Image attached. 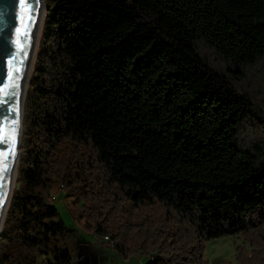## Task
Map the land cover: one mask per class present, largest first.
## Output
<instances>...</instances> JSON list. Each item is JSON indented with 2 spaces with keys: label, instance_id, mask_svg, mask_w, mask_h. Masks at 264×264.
Masks as SVG:
<instances>
[{
  "label": "trees",
  "instance_id": "16d2710c",
  "mask_svg": "<svg viewBox=\"0 0 264 264\" xmlns=\"http://www.w3.org/2000/svg\"><path fill=\"white\" fill-rule=\"evenodd\" d=\"M44 2L0 264H76L54 182L144 264H264V0Z\"/></svg>",
  "mask_w": 264,
  "mask_h": 264
},
{
  "label": "water",
  "instance_id": "95a60500",
  "mask_svg": "<svg viewBox=\"0 0 264 264\" xmlns=\"http://www.w3.org/2000/svg\"><path fill=\"white\" fill-rule=\"evenodd\" d=\"M40 2L42 0H0V100H9L8 104L0 105V136L7 133L9 138L8 146L0 144V232L19 154L18 104ZM18 39L23 48L17 44ZM4 152L9 153L7 159Z\"/></svg>",
  "mask_w": 264,
  "mask_h": 264
},
{
  "label": "rangeland",
  "instance_id": "374dc122",
  "mask_svg": "<svg viewBox=\"0 0 264 264\" xmlns=\"http://www.w3.org/2000/svg\"><path fill=\"white\" fill-rule=\"evenodd\" d=\"M44 10L46 11V7ZM32 65L30 75L32 73ZM21 134L22 132L20 133V140ZM49 190L51 201L57 207L61 219L73 232L75 242L71 244L70 248L75 255L76 264H144L145 256L142 251L130 250L123 253L108 239H104V235L102 236L101 233H96L93 228L88 227L85 221L90 219L84 215L83 209L85 207L82 205V199H75L72 195L68 194L67 187L62 188L54 182ZM239 240L240 238L236 235L226 234L209 238L204 242L202 258L208 264H236L234 259V244Z\"/></svg>",
  "mask_w": 264,
  "mask_h": 264
},
{
  "label": "bare ground",
  "instance_id": "6f19581e",
  "mask_svg": "<svg viewBox=\"0 0 264 264\" xmlns=\"http://www.w3.org/2000/svg\"><path fill=\"white\" fill-rule=\"evenodd\" d=\"M44 4H45L44 0H42V2H40V4H39L36 22L34 25V31H33V36H32V40H31L29 55H28V63H27V68H26V72H25V79H24V83L22 86L21 97L19 99V104H18V115H17L18 134H17V137H19V135L21 133V129H22L24 97H25L27 86H28V80L30 78L29 77L30 76V70H31L32 61H33V58L35 55L36 44H37V41L39 39L38 37H39V33L41 31L43 18H44V14H45ZM17 161H18V159H17ZM16 167H17V163L14 164L13 174H12V178L10 181V189H12V185H13V181H14L15 173H16ZM10 193H11V190H10ZM8 195L10 197V194H8ZM107 238L108 237H106V236L104 237V239H107Z\"/></svg>",
  "mask_w": 264,
  "mask_h": 264
},
{
  "label": "snow or ice",
  "instance_id": "6c2138e0",
  "mask_svg": "<svg viewBox=\"0 0 264 264\" xmlns=\"http://www.w3.org/2000/svg\"><path fill=\"white\" fill-rule=\"evenodd\" d=\"M17 44L20 46V48H23V44L20 43L19 39L17 40ZM7 88V86H5ZM5 96H8L7 91H5ZM9 100L8 99H4V100H0V105H4V104H8ZM14 139V137H13ZM0 144H4L6 146L9 145V138L7 133H5L3 136H0ZM3 155L5 156V158L7 159V157L9 156L8 152H4ZM7 167V166H5Z\"/></svg>",
  "mask_w": 264,
  "mask_h": 264
},
{
  "label": "crops",
  "instance_id": "0c3cea01",
  "mask_svg": "<svg viewBox=\"0 0 264 264\" xmlns=\"http://www.w3.org/2000/svg\"><path fill=\"white\" fill-rule=\"evenodd\" d=\"M80 261H82V259H80Z\"/></svg>",
  "mask_w": 264,
  "mask_h": 264
},
{
  "label": "built area",
  "instance_id": "2783aa9c",
  "mask_svg": "<svg viewBox=\"0 0 264 264\" xmlns=\"http://www.w3.org/2000/svg\"><path fill=\"white\" fill-rule=\"evenodd\" d=\"M53 197V196H52Z\"/></svg>",
  "mask_w": 264,
  "mask_h": 264
}]
</instances>
